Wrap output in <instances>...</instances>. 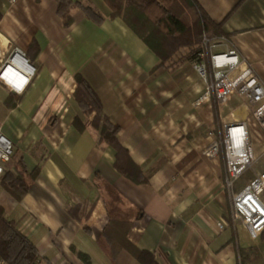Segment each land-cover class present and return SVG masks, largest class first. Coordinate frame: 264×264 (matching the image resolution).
Instances as JSON below:
<instances>
[{"label":"crops","instance_id":"crops-1","mask_svg":"<svg viewBox=\"0 0 264 264\" xmlns=\"http://www.w3.org/2000/svg\"><path fill=\"white\" fill-rule=\"evenodd\" d=\"M74 1L103 19L76 5L64 27L56 0H0V33L37 68L20 95L0 86L1 129L13 143L6 171L37 168L20 200L0 184V205L36 247V264H144L129 248L156 264H264V230L251 238L231 220L223 157L203 154L221 116L214 101L192 104L204 88L191 66L196 46L161 63L120 18L109 17L104 0ZM195 2L219 24L217 38L264 82V0ZM76 74L139 172L115 166V149L92 124L94 111L84 114L73 96ZM246 115L242 105L232 108L231 118ZM251 177L247 170L235 190ZM109 218L119 222L107 235ZM110 248L117 249L112 256Z\"/></svg>","mask_w":264,"mask_h":264},{"label":"built area","instance_id":"built-area-1","mask_svg":"<svg viewBox=\"0 0 264 264\" xmlns=\"http://www.w3.org/2000/svg\"><path fill=\"white\" fill-rule=\"evenodd\" d=\"M12 1V0H9ZM191 66L204 84L192 104L214 101L221 116L216 128L208 130L207 157L221 153L224 161V186L230 195V218L240 220L251 238L264 230V147L255 153L249 138L248 119L264 135V82L253 66L223 38L202 37L194 50ZM37 71L26 53L0 33V86L7 92L22 94ZM242 105L247 115L237 120L232 108ZM223 115V116H222ZM224 117V119L222 118ZM13 143L0 124V177L7 170ZM252 177L238 190L236 181L247 171ZM217 225L222 228L223 222ZM0 264H9L0 257Z\"/></svg>","mask_w":264,"mask_h":264},{"label":"trees","instance_id":"trees-1","mask_svg":"<svg viewBox=\"0 0 264 264\" xmlns=\"http://www.w3.org/2000/svg\"><path fill=\"white\" fill-rule=\"evenodd\" d=\"M104 2L110 10L109 17L120 18L157 55L161 63L181 47L198 46L203 36L212 39L221 35L219 24L211 21L195 0H104ZM56 3V14L64 27L71 23L70 10L76 5L82 8L87 17L96 22L103 19L92 6L83 5L79 1L56 0ZM195 48L190 51L192 58ZM74 79L76 86L73 96L84 114L94 111L92 124L98 130L99 139L115 149V166L125 172L127 166L133 169L135 166L117 142V127L102 114L95 93L80 74H76ZM121 164L123 166H120ZM133 170L139 172L137 168ZM36 171L37 168L27 173L23 166L19 169L20 173L15 176L5 171L0 177V184L15 200H20L27 192L29 181ZM118 222L109 218L107 235L111 225ZM116 251L117 249L110 248L111 256ZM129 251L144 264H156L153 255L146 251L134 248H129ZM77 254L88 263L89 258L86 254L81 252ZM37 256L34 244L18 230L17 222L4 216L3 207L0 205V257L9 264H36Z\"/></svg>","mask_w":264,"mask_h":264},{"label":"rangeland","instance_id":"rangeland-1","mask_svg":"<svg viewBox=\"0 0 264 264\" xmlns=\"http://www.w3.org/2000/svg\"><path fill=\"white\" fill-rule=\"evenodd\" d=\"M1 113H2V108L0 106V114ZM248 123H249V127L248 128H249V138H250V141H251V143L253 145L254 151L256 152V150H258V152H259L262 149V147H264V144H261L260 143L264 139L263 134H260L261 131L253 123V121L251 120L250 117L248 119Z\"/></svg>","mask_w":264,"mask_h":264}]
</instances>
